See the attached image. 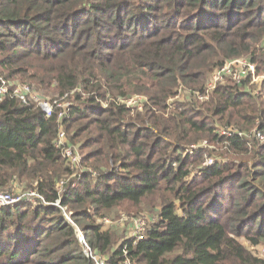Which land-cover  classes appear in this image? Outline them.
Listing matches in <instances>:
<instances>
[{"label":"trees","instance_id":"1","mask_svg":"<svg viewBox=\"0 0 264 264\" xmlns=\"http://www.w3.org/2000/svg\"><path fill=\"white\" fill-rule=\"evenodd\" d=\"M234 58L264 75V0H0V74L71 103L0 102V192L50 202L0 208V264H94L58 199L107 264H264V93L248 78L195 94Z\"/></svg>","mask_w":264,"mask_h":264},{"label":"built area","instance_id":"2","mask_svg":"<svg viewBox=\"0 0 264 264\" xmlns=\"http://www.w3.org/2000/svg\"><path fill=\"white\" fill-rule=\"evenodd\" d=\"M250 70V74H254L256 70V64L251 62L250 60L246 59L244 64L243 73L246 74ZM226 73H229L226 68L219 69L215 77L211 78L209 81V88H215L216 84L219 83L221 79H223L224 75ZM246 75L245 77H247ZM244 77V78H245ZM242 78V79H244ZM250 79V78H249ZM242 82V80H241ZM7 95H13L14 97H17L21 101L27 103L29 101H34L38 106L42 108L46 116L50 117L53 115L55 108L60 109L58 116L63 117L66 112L68 106H70V101L67 100V94L62 97H55L54 99L47 100L42 99L40 96L32 90V88L28 84H21L19 82L14 83L6 79L3 75L0 74V102L7 96ZM264 123V122H263ZM264 125V124H263ZM234 131L232 129H222L221 133L226 135H231ZM239 135H244L243 132H237ZM253 137L255 141L258 143V145L264 144V128L260 127L255 129ZM65 134L63 131H61L57 137L56 140V146L63 147L65 145ZM213 145L209 144L207 140L201 141L199 144H192L189 146V150L196 151L199 148L204 149H213ZM69 147H64V149ZM65 157L69 160V162L72 164V168H74V165H76L80 160L81 156L77 153H74L73 150L70 148L65 153ZM213 163V157H207L205 161L203 162V166L210 165ZM75 174V173H74ZM66 180H62L59 183V189H62V185L65 183ZM36 200H42L44 203H50L48 202L43 195H41L37 190H29V191H17V192H0V208L8 207L11 205H14L16 203H20L23 201H36ZM55 205L59 206L66 218L73 223L75 226V230L77 232V235L84 245V249L86 254L93 260L94 264H107L104 257L99 255L98 253L94 252L93 249L90 247L89 243L87 242L86 236L83 233L82 229L72 220L73 211H68L67 207L61 206L60 199L56 200ZM125 215H121V218L118 220L117 223L123 224L125 221ZM105 224H111L112 222L105 218L103 220ZM148 223L147 217H138L133 221V228H134V235L138 238L142 237V234L144 233L146 226ZM260 256H264V247L260 251Z\"/></svg>","mask_w":264,"mask_h":264},{"label":"rangeland","instance_id":"3","mask_svg":"<svg viewBox=\"0 0 264 264\" xmlns=\"http://www.w3.org/2000/svg\"><path fill=\"white\" fill-rule=\"evenodd\" d=\"M246 59L247 58H234V59L227 60L225 63H223L221 66L217 67L211 73L208 81L206 82L205 93L195 91V94H197L198 97L201 98V99H207L209 94H210V92L214 89V88H212V89L209 88V81L211 80L212 77L213 78L215 77L216 72L219 69H221V68H226L227 71H229V73H226L224 75L223 79H221L219 82H223L224 80H231V81L236 82V83H241V80L244 81V80L250 78V80H249L250 81V85L254 88V91H256V92L260 91V92L264 93V75H258L257 74V67H256V70H255L254 74L248 75L250 73V70H248V72L246 74H244L242 72L243 69H244V64H245ZM246 75H248V76L245 77ZM242 78H244V79H242ZM57 96H59V95L55 94L53 96H49V98L54 99ZM40 98L51 100V99L44 98V97H41V96H40ZM122 99L126 100V98H122ZM117 100H119V97H117ZM146 101H147V97L146 96H144V95H136V96H133L130 99H127L124 102H126L125 104L128 107L131 108V111L135 112V111H140V110L144 109ZM68 149H70V148L64 149V154L66 153V151H68ZM129 230L131 231V233L134 232L132 227H130ZM79 241H80V239H79ZM242 242L247 246V244L244 242V240ZM80 243L82 244L81 241H80ZM263 247H264V243L260 244L259 246H254L253 249L260 255V251L263 249Z\"/></svg>","mask_w":264,"mask_h":264}]
</instances>
